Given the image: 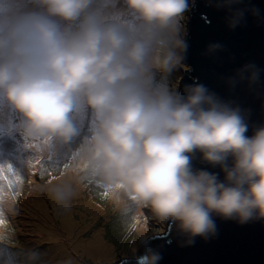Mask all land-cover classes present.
I'll use <instances>...</instances> for the list:
<instances>
[{
	"label": "clouds",
	"instance_id": "9594fccd",
	"mask_svg": "<svg viewBox=\"0 0 264 264\" xmlns=\"http://www.w3.org/2000/svg\"><path fill=\"white\" fill-rule=\"evenodd\" d=\"M188 7V0H0V135L19 134L30 159L51 162L45 189L59 204L95 187L123 215L148 209L190 239L214 235V215L264 220V126L248 136L239 108L203 85L181 93L168 84L187 47ZM242 18L236 13L230 27ZM197 152L220 168L222 181L193 168ZM14 204L6 197L4 212ZM148 232L137 245L157 236ZM42 257L0 231V264H43ZM160 259L146 253L142 261Z\"/></svg>",
	"mask_w": 264,
	"mask_h": 264
},
{
	"label": "water",
	"instance_id": "95a60500",
	"mask_svg": "<svg viewBox=\"0 0 264 264\" xmlns=\"http://www.w3.org/2000/svg\"><path fill=\"white\" fill-rule=\"evenodd\" d=\"M238 12L243 18L232 28L230 21ZM184 40L182 63L191 68L184 69L178 91L203 85L239 108L248 136L264 126V0H192ZM210 46L218 47L210 51ZM247 66L251 69L245 70ZM192 166L224 179L220 168L203 162L198 152ZM213 220L214 235L193 239L169 221L165 231L137 248L135 257L106 264H143L146 253L159 254L158 264H264V220L240 224L215 215Z\"/></svg>",
	"mask_w": 264,
	"mask_h": 264
},
{
	"label": "rangeland",
	"instance_id": "374dc122",
	"mask_svg": "<svg viewBox=\"0 0 264 264\" xmlns=\"http://www.w3.org/2000/svg\"><path fill=\"white\" fill-rule=\"evenodd\" d=\"M191 1L188 0L189 7L181 20L183 38L187 30ZM190 68L181 60V64L168 77L169 86L178 90L184 69ZM30 158V151L19 134L0 135V166L11 165L23 173L24 181L28 177L31 185L30 190L22 189L19 197L15 199V211L13 213L5 211L6 224L0 231L10 234L25 248L39 250L43 254V264L115 263L122 258L136 256L137 248L140 246L137 245L138 237L142 230L148 228L147 234L155 235L167 229L168 222L161 223L148 209H144L142 215H123L114 209L108 197L101 195L103 191L95 187L79 191L67 206L59 204L45 189V185L55 173L45 174L41 178L39 167L31 169L27 167ZM42 201L44 207L48 208L45 215L33 212L34 205L40 206ZM65 215H69L71 224L62 234L60 227L64 223L62 217ZM134 223L135 228L132 227ZM38 227L53 228L48 234L55 232L59 238L48 240ZM92 240H98L102 244L103 253L100 257L88 253L90 252L88 245ZM79 243L84 244V251L76 249ZM56 247L61 248V253L67 257L68 262L53 256L57 252Z\"/></svg>",
	"mask_w": 264,
	"mask_h": 264
},
{
	"label": "snow or ice",
	"instance_id": "6c2138e0",
	"mask_svg": "<svg viewBox=\"0 0 264 264\" xmlns=\"http://www.w3.org/2000/svg\"><path fill=\"white\" fill-rule=\"evenodd\" d=\"M50 163L51 162H44L39 159H30L28 161L27 167L30 169L39 167L41 178H43L45 174L51 175L52 172H54V169L52 166H50ZM67 166V164L64 165L65 168H67ZM53 178L54 176H52V179ZM24 179L25 177L23 173L15 170L11 165L0 166V228H3L6 224L3 201L8 196L14 200L19 197L22 192ZM101 195L106 198L108 193L102 192ZM138 222L139 221H137V223ZM132 227L135 228V223Z\"/></svg>",
	"mask_w": 264,
	"mask_h": 264
},
{
	"label": "bare ground",
	"instance_id": "6f19581e",
	"mask_svg": "<svg viewBox=\"0 0 264 264\" xmlns=\"http://www.w3.org/2000/svg\"><path fill=\"white\" fill-rule=\"evenodd\" d=\"M43 202L44 201L41 202L40 206L34 205L33 212H37L40 215L47 214L48 213V208L44 207ZM68 216L69 215H65V216L62 217V218H64V223L60 227V228H62L61 229L62 234H63V230H68L69 225L71 224V219ZM167 226H169V222L167 223ZM38 230L42 231L45 234V236L48 238V240L53 241V240H56V239L59 238V235L57 233H55V232H50L48 234V231L53 230V228H41V227H38ZM89 244L90 245H88V246H90V252H88V253L89 254H96L97 257H100V254L103 253L102 244L98 240H92ZM55 249H56L57 252L53 256L55 258H58L59 260L67 261V257L63 253H61L62 252L61 248L60 247H56ZM76 249H80V250L84 251L85 246H84L83 243H79L76 246Z\"/></svg>",
	"mask_w": 264,
	"mask_h": 264
},
{
	"label": "trees",
	"instance_id": "16d2710c",
	"mask_svg": "<svg viewBox=\"0 0 264 264\" xmlns=\"http://www.w3.org/2000/svg\"><path fill=\"white\" fill-rule=\"evenodd\" d=\"M188 18H189V14H188ZM44 181H42L43 183ZM31 188V185L29 184V178L27 177L26 180L24 181L23 185H22V189L23 191H26V190H30Z\"/></svg>",
	"mask_w": 264,
	"mask_h": 264
}]
</instances>
